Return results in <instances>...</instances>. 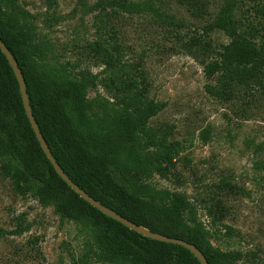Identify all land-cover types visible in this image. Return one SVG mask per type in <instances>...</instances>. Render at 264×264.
Returning a JSON list of instances; mask_svg holds the SVG:
<instances>
[{"label": "trees", "instance_id": "obj_1", "mask_svg": "<svg viewBox=\"0 0 264 264\" xmlns=\"http://www.w3.org/2000/svg\"><path fill=\"white\" fill-rule=\"evenodd\" d=\"M90 9H108L109 15L161 14L156 0H97ZM246 10L264 23L263 0H222L216 16L201 27V35L190 38L187 48L214 30L228 38L216 57L203 65L205 77L214 81L204 89L213 96L231 93L235 84L253 93L256 79H261L258 88L264 94V34L259 35V27L250 19L238 17ZM94 26L97 35L86 46L103 65L102 71L109 73L102 79L78 64L53 57L49 41L37 31L34 15L18 0H0V39L23 74L34 119L53 157L76 185L128 220L193 243L208 264H241L242 251L213 247L211 232L184 192L145 182L153 174L168 178L174 173L182 145L170 140V127L148 124L164 104L147 97L142 61L125 63L115 33H108L112 29ZM102 28L104 36L98 33ZM129 66L133 71H127ZM98 85L106 94L98 92ZM91 90L96 94L89 97ZM208 136L205 129L203 139ZM0 175L10 180L14 193L30 195L52 207L60 221L77 224L83 252L73 264H201L186 247L130 230L67 185L39 145L17 79L1 49ZM215 209L222 212L218 206ZM29 228H0V234H21ZM226 228L230 234L231 227Z\"/></svg>", "mask_w": 264, "mask_h": 264}, {"label": "rangeland", "instance_id": "obj_2", "mask_svg": "<svg viewBox=\"0 0 264 264\" xmlns=\"http://www.w3.org/2000/svg\"><path fill=\"white\" fill-rule=\"evenodd\" d=\"M18 1L34 15L37 31L49 41L53 57L78 64L100 79L109 73L102 71L103 65L95 61L86 41L96 37L95 23L112 29L108 33H115L125 63L142 61L147 97L164 104L149 126L170 127V140L182 145L175 158V172L168 178L153 174L145 182L184 192L211 232L213 247L242 251L241 264L264 263L261 79L252 81L253 93L235 84L232 94L213 96L204 89L207 82L214 81L205 77L203 65L216 57L228 38L214 30L200 37L201 43L187 48L190 38L201 35V27L216 16L222 0H156L160 15H109L108 9L97 13L90 9L97 0ZM238 17L250 19L259 27V35L264 34L262 19L251 10L239 12ZM100 31L99 35H106L103 28ZM127 71L133 70L129 66ZM97 89L105 93L101 85ZM94 94L91 90L89 97ZM205 129L209 131L206 140ZM19 225L30 228L21 234H0V264H73L82 255L75 222L60 221L52 207L41 205L30 195L14 193L10 180L0 175V228L9 231ZM226 225L231 227L230 234Z\"/></svg>", "mask_w": 264, "mask_h": 264}, {"label": "water", "instance_id": "obj_3", "mask_svg": "<svg viewBox=\"0 0 264 264\" xmlns=\"http://www.w3.org/2000/svg\"><path fill=\"white\" fill-rule=\"evenodd\" d=\"M0 49L3 52V54L5 55V57L7 58L10 66H11V68L15 74V77H16L18 85H19V91L21 94V99H22L23 106H24V109L26 112V116L29 120L31 128L33 129V131L35 133V136L39 142V145H40L41 149L43 150L44 154L46 155L47 159L49 160V162L53 166L56 173L67 183V185L73 191H75L81 198H83L85 201L89 202L91 205H93L95 208H97L99 211H101L105 215H107V216L115 219L116 221L120 222L121 224L125 225L130 230H133V231H135V232H137L143 236H146V237H149V238H152L155 240L170 242V243H176V244L182 245V246L186 247L187 249H189L197 257V259L199 260V262L201 264H208L207 259L205 258V256L201 252V250L198 249L197 246L194 245L193 243H190L187 240L182 239V238L171 237V236H167V235H164V234L156 232V231H152L150 229H147L143 226H140V225L128 220L127 218L121 216L119 213H117L113 209H110L109 207L100 203L98 200L94 199L92 196H90L88 193H86L83 189H81L78 185H76L66 175V173L63 171V169L60 167L58 162L53 157L49 146L47 145L45 139L43 138V136H42V134L38 128V125L34 119V116H33L32 110H31V106H30L28 94L26 91V86H25L23 74H22L20 68L18 67V64H17L16 60L14 59L13 55L11 54L9 49L6 47V45L1 41V39H0Z\"/></svg>", "mask_w": 264, "mask_h": 264}]
</instances>
